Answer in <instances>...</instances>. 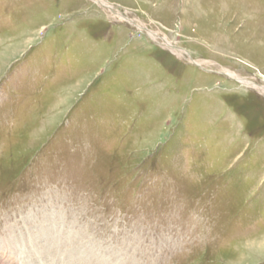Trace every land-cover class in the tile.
<instances>
[{
    "label": "rangeland",
    "instance_id": "1",
    "mask_svg": "<svg viewBox=\"0 0 264 264\" xmlns=\"http://www.w3.org/2000/svg\"><path fill=\"white\" fill-rule=\"evenodd\" d=\"M0 264H264V0H0Z\"/></svg>",
    "mask_w": 264,
    "mask_h": 264
},
{
    "label": "bare ground",
    "instance_id": "2",
    "mask_svg": "<svg viewBox=\"0 0 264 264\" xmlns=\"http://www.w3.org/2000/svg\"><path fill=\"white\" fill-rule=\"evenodd\" d=\"M101 1H102V0H101ZM103 3H104V2H103ZM166 44H167V46H169L170 48H172L173 50H175L174 45H172V44H170V43H168V42H166ZM239 81H240V83L242 82V83L245 84V85H249V86L256 87V84H254V83H252V82H249V81H247V80L240 79Z\"/></svg>",
    "mask_w": 264,
    "mask_h": 264
},
{
    "label": "water",
    "instance_id": "3",
    "mask_svg": "<svg viewBox=\"0 0 264 264\" xmlns=\"http://www.w3.org/2000/svg\"><path fill=\"white\" fill-rule=\"evenodd\" d=\"M238 80V79H237ZM239 81V80H238ZM240 82V81H239Z\"/></svg>",
    "mask_w": 264,
    "mask_h": 264
}]
</instances>
